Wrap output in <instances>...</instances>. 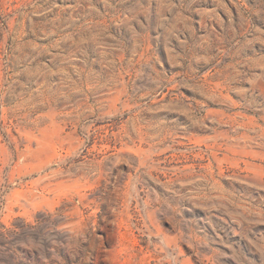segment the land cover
Returning <instances> with one entry per match:
<instances>
[{"label":"rangeland","instance_id":"374dc122","mask_svg":"<svg viewBox=\"0 0 264 264\" xmlns=\"http://www.w3.org/2000/svg\"><path fill=\"white\" fill-rule=\"evenodd\" d=\"M0 264H264V0H0Z\"/></svg>","mask_w":264,"mask_h":264}]
</instances>
